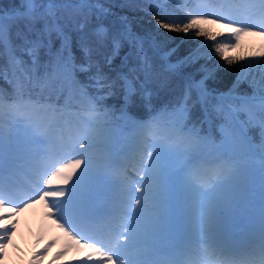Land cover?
<instances>
[{
	"label": "snow or ice",
	"instance_id": "1",
	"mask_svg": "<svg viewBox=\"0 0 264 264\" xmlns=\"http://www.w3.org/2000/svg\"><path fill=\"white\" fill-rule=\"evenodd\" d=\"M116 6L117 0H19V3L7 13L0 8V55L7 51L12 62L29 68L30 71L24 73L29 82L34 75L42 81H60L86 98L89 101V112L94 114L88 122V127L94 132L98 123L95 114L101 112L99 105L102 101L117 95L119 89L122 99L119 108L120 119L125 120L128 126L141 136L148 133L151 138L150 143L143 141L135 149L141 156L145 152L147 154L143 165L145 175L142 180L137 181L136 191L140 192L141 196L133 197L139 207H129L127 212L122 214L124 219L121 220L120 226L125 232H130L133 241L140 237L147 241L163 228L169 211L167 189L170 184L179 180L178 175H173L167 170V161L173 156L180 155L185 166L196 169L200 166V158L207 149H214L218 159L222 156L230 158L233 153L254 142L250 131L258 129L261 138V175L264 179V60L249 63L247 71L242 67L233 84V89H239L241 83L248 82L253 90L252 95L244 93L235 99L239 100L241 105L258 103L260 108L259 117L245 112L246 119L240 121L238 115L240 107L221 102L228 93H217L209 87L208 82L214 80L216 73L224 66L208 63L213 57L200 52V48L206 45H199L187 56L176 61L171 57L177 52L178 46L168 48L166 51L161 50L162 40L174 39L165 36V33H183L184 38L188 39L189 31L195 30L194 37L203 36L215 40V35H212L204 25L216 24L218 20H223L220 27L232 33L237 41L236 47L239 46L238 41L242 34L264 36V0H222L219 8L211 13H189L186 22L155 15L152 32L144 34L133 29L127 16L119 17L118 24L105 23L108 17L116 15L113 11ZM58 7H75L82 16V19L76 22V31L79 33L76 47L79 57L73 51L70 34L65 31L56 14ZM205 15H211L213 18L206 20ZM41 22L43 27L36 29L35 26ZM21 24L36 35L35 39L25 41L27 47L24 54L28 60L15 55V48L18 45L13 42L12 29ZM253 27L258 28V31L250 32L249 29ZM21 35L22 33L18 31L17 38ZM53 35L60 41V47L55 50ZM232 47L230 43L215 45V53L224 59L226 65L236 62L235 58L227 55ZM125 48L127 52H124ZM41 49H45V54L51 58L43 65L42 75L39 60ZM154 55H158L161 67L168 76L182 77L185 83L182 93L174 101L159 110L150 108L151 119L144 121L129 109L137 102V98L151 105L153 91L149 83L154 68ZM260 55L264 56V53ZM117 58L121 59L124 66L130 60L135 61L129 73L118 72L112 76L103 70L105 66L112 69ZM200 60H204L205 63L200 65L198 69L200 78L196 79L191 73L185 72V69ZM253 69H259V77L253 74ZM81 76L85 79L81 80ZM91 88L96 89L95 95L89 92ZM231 92L232 89H229V93ZM213 100L217 101L218 114H223L226 121L220 125L218 141L213 135L195 130V126L189 127L193 108L200 105L206 111ZM8 103L10 114L16 124L22 127L23 135L33 146L35 154L42 160H47L51 156V145L64 136L63 125L60 123L63 117L59 115L63 111V105L59 103V99L55 103L43 102L39 99L34 100L21 91L16 99ZM111 110L116 111L114 105ZM108 111L105 105L103 112L107 114ZM237 123L240 127H237ZM58 129H61L59 136ZM87 135L88 133H85L86 137ZM80 147L85 148V143L80 142ZM57 163L59 166L53 165L54 171L47 177L45 184L51 186L53 181H58L60 185H68L74 176L75 181L72 187L66 190L44 191L39 195V200L46 202L49 197L67 196L66 200H59L55 205L46 203V206L54 207L60 213V219L77 235L81 233L79 226L98 228L103 224V231L94 238L82 237L87 241L83 246L91 249V254L85 258V264L92 261L93 255L99 258L97 264H145L141 257L146 254L147 249L138 250L131 242L128 245L121 244V236L129 239L125 233H118L115 236V243H111L106 239V233L110 234L111 215L101 220L88 207L89 194L98 186L109 182L123 186V179L113 176L110 180L102 162L97 161L94 167L93 160L84 155H81V158L69 155ZM82 165V171L77 174ZM229 168L233 174L239 175L240 169L236 165L230 164ZM3 171V138L0 136V175ZM10 195V192L0 190V209L8 208V214L0 215V221L11 220L12 216L23 211V207L8 206L9 202L5 196ZM32 203H35L34 199ZM30 206V203L24 205ZM15 228L16 223L12 221L10 225L0 230V250L7 246ZM76 242L80 243L81 240L78 239ZM205 252L209 259L215 260V264H264V231L261 233L259 243L243 252L224 244L205 249ZM185 264L192 262L186 261Z\"/></svg>",
	"mask_w": 264,
	"mask_h": 264
},
{
	"label": "trees",
	"instance_id": "2",
	"mask_svg": "<svg viewBox=\"0 0 264 264\" xmlns=\"http://www.w3.org/2000/svg\"><path fill=\"white\" fill-rule=\"evenodd\" d=\"M222 1H220L221 3ZM19 3V0H0V8L5 13L13 9L15 5ZM191 6H197L196 0H117V6L113 8L116 13L115 16H110L105 23L118 24L119 17L127 16L133 29L141 34L151 33L154 28V16L161 15L170 20H181L186 22L189 13L194 14ZM56 14L60 18L62 25L65 27V31L68 32L72 38L73 51L76 52L79 57V52L76 47V42L79 38V33L76 31V22L82 19L80 12L75 7H58ZM36 29L43 27L42 22L38 23ZM205 27V26H204ZM22 33L20 38H17V32ZM194 31L190 30L188 33V39L184 38L183 33H169L164 34L167 37H174L173 40H162L161 50L166 51L168 48L178 46L177 52L171 57L173 61L181 59L187 56L190 52L197 49L201 44L206 47L200 48V52L207 55L210 54L213 59L209 61V64H219L224 67L216 73V78L208 82L209 87L214 89L217 93H228L227 96L221 101L225 105H238L240 107L239 120L243 121L246 119L245 112L255 114L256 117L260 115V108L258 103H251L248 105H241L240 101L235 99L237 96H241L244 93L252 95V88L249 87L248 82L241 83L239 89H233V84L236 81L237 75L240 74L241 68H245L247 71V65L249 63H255L264 60L261 55H248L243 56L240 54H231L227 52L229 57L235 58V63L232 65H226L223 58L215 53L214 48L216 44H232L233 38L228 31L212 32L215 35V40H210L207 37H194ZM13 42L18 47L15 48V55L23 57L24 60H28V57L24 54L27 44L26 40H32L36 38L34 32H30L24 25H18L12 29ZM53 50L60 47V41L53 35ZM264 50V49H263ZM46 50L41 49L40 52V74H43V65L50 61V56L45 54ZM127 52V48L124 49ZM123 55V53H122ZM246 55V54H245ZM205 63L204 60H200L196 64H192L190 67L185 69V72L191 73L196 79L200 78L198 69L200 65ZM135 64L134 60H130L129 63L124 66L121 64V59L117 58L114 61L112 69L104 67V71L110 75L115 76L118 72L129 73V70ZM153 73L149 87L152 89L153 94L151 96V105H147L141 102L137 98V102L132 105L129 109L130 112L134 113L145 120L151 119V113L149 109L159 110L165 105L170 104L174 99L179 96L184 87V79L182 77H170L163 71L161 67L158 55L153 56ZM49 70H51L49 68ZM30 71L26 66L15 64L11 60L9 52L5 51L3 55H0V99L1 100H13L16 99L21 91L26 95L31 96L32 99H39L43 102L55 103L59 99V103L63 105V111L59 114L63 118L61 121L69 119V122L76 124L81 123V118L84 116L94 115L89 112V101L86 98L81 97L75 92L70 86L62 84L60 81H42L38 80L34 75L31 82L28 81L25 76V72ZM95 71V69H93ZM253 74L259 77V69H253ZM85 77L81 76V80ZM251 80V77H249ZM229 89L232 92L229 93ZM89 92L92 95L96 94V89L91 88ZM117 95L110 97L106 101H102L99 107L101 112L95 114L102 121H112L118 119L120 115L119 108L122 103L119 89H117ZM98 98V97H97ZM107 106L109 111L107 114L103 112L104 106ZM115 106L116 111H112V106ZM217 101L213 100L208 106L207 110L203 109L200 105L193 108L191 118L189 121V127L195 126V130H200L203 134H209L216 137L217 141L220 136V125L225 124V118L223 114H218L216 110ZM80 119V120H79ZM76 126V125H75ZM237 127H240L237 123ZM258 129H252L250 135L253 138L254 150L257 155H261L260 143L261 138L258 135ZM210 150H214L209 148ZM245 149L233 153L230 157V164L236 165L239 169L242 167V159L249 154H245ZM251 156V155H250ZM227 170L231 171L229 165ZM211 167L210 169H212ZM217 201H222L218 199Z\"/></svg>",
	"mask_w": 264,
	"mask_h": 264
},
{
	"label": "rangeland",
	"instance_id": "3",
	"mask_svg": "<svg viewBox=\"0 0 264 264\" xmlns=\"http://www.w3.org/2000/svg\"><path fill=\"white\" fill-rule=\"evenodd\" d=\"M200 9L196 11V13H211L213 10L209 8L208 4H204L203 2H199ZM213 17L211 15H205L204 19L210 20ZM223 23V20H218L216 24H205V28L209 29L210 32H221L224 33V31H227V29L220 27V24ZM233 26H239V25H233ZM250 32L258 31V28H250ZM230 33V32H229ZM168 34L169 33H165ZM232 36V33H230ZM170 36V35H169ZM237 41L234 40L233 47L228 51L231 54H240L243 56L248 55H260V53H264V36H258V35H250V34H242L238 44L239 46L236 47ZM246 54V55H245ZM264 57V56H263ZM10 114V108L9 106H4V104H1L0 102V136L3 138V162L10 158V156L7 154L6 149L8 148V151L15 150V147H24L26 150V153L29 152L30 148L29 146L25 145L20 142L19 139L14 137V134L11 133L12 127L16 124V121L13 120V117ZM13 132V131H12ZM116 132L107 124L103 125H97L95 132L93 129L90 128L88 131L89 137L92 138L91 146H96V148L92 149H79L77 148L75 151L79 152L80 155H78L77 158H81V155L88 156L93 160V166L95 167L96 162H102L104 166L107 164L108 161V153H104L102 146L104 145L107 150H110L112 145L111 143H108V139H110L112 136L115 135ZM88 136V135H87ZM147 141L148 143L151 142L150 135L147 133H143L142 141ZM21 143V144H20ZM141 145V144H140ZM245 154L248 153L249 155L245 157V159H242L241 168L239 175L233 174V176L230 178L231 175H227L225 173L224 169V161H221L219 163L220 168L214 170V171H208L204 174L205 177H207L204 181L203 187L198 186L195 187L194 185L186 182V180L183 178V172L180 171L181 167L184 165V159L180 155H175L171 159L167 161V170L173 174L178 175L179 180L173 184H170L167 189V199L168 204H174L173 209L175 211H178V205H177V198H182V202L185 201L186 204L184 205L186 215H184V220L188 222H192V230H194V234L199 239L194 243L195 246H200V248H204V245L211 246L212 243L215 240V230L218 229V218L219 215H225L228 216V212H230V209L233 208L229 205L227 206L224 202H233L236 205H240L239 210L240 213L245 211L247 203L252 199V197H247L248 193L251 189H253L257 184V175H261V156L257 155V152L254 150L253 145L249 144L245 148ZM34 150V149H33ZM241 151V150H240ZM83 153V154H82ZM102 153V154H100ZM28 156H24L27 160L26 162L28 164L25 165L26 169H33L38 172H40L43 169V166L46 164V160H39L36 159L34 156H32L31 152L30 154H27ZM251 155V156H250ZM37 156V155H36ZM211 157H217V153L214 155H210ZM39 157V156H37ZM147 154L144 153L143 156H141L140 153H138L137 157L134 159L130 167L127 169L128 173H135V177L139 180L144 177L145 175V169H144V160H146ZM137 165V166H136ZM18 169V168H16ZM41 169V170H40ZM83 165L80 170L77 171V174L82 171ZM257 169V171H255ZM25 170V169H23ZM137 170V172H134ZM207 170V169H206ZM19 171V170H18ZM52 171L54 169H50V171L46 172L45 179H41L42 181H39L40 184H44L46 188L41 192L44 191H53L54 188L50 187L48 189V186L45 184V180L48 176L51 175ZM16 172L10 173V175L15 174ZM41 173V172H40ZM43 174V173H42ZM117 176L121 177L122 179H125L121 173H119ZM127 176V175H126ZM130 183L129 179H127ZM75 181V176L73 177V181ZM54 183H58V181H53ZM129 183L125 184L120 187V185H117L120 191L128 189L127 186H129ZM207 187H210L206 189ZM105 192V185L98 186L94 191H92L91 195H99L103 194ZM89 194V195H90ZM256 196V195H255ZM253 196V197H255ZM223 200L224 202H219L216 200V198ZM36 203L39 204L38 206H34L33 213H37V211L41 210L42 206H45V208L48 210H54V207H47L46 202H42L37 197ZM54 205V203H52ZM181 205V204H180ZM224 205V206H223ZM227 206V208H225ZM179 208V209H180ZM227 210V211H226ZM233 212V211H231ZM178 214V213H177ZM179 215H176V217ZM229 217V216H228ZM226 217V218H228ZM230 220H234L235 218L229 217ZM50 220L59 222L57 216H54V218H50ZM175 224H173L174 226ZM171 226V227H173ZM176 227V226H174ZM176 228H172L171 232L175 231ZM49 232L44 229L40 231V235L42 237L41 243L45 246H48L49 251L58 250V255L61 254L62 251L66 249V252L72 251L74 254H78V256L83 255V253H87V250L90 248H77V245H71L69 241H72L76 237H69L65 238V233L63 232L60 237L51 238L53 234L60 232V227L52 226L49 227ZM63 235V236H62ZM30 238V235L23 236L24 241H28ZM81 243V242H80ZM84 243V242H83ZM203 244V245H202ZM22 245V244H21ZM63 249V250H61ZM78 250V251H77ZM20 253V248L13 247V255ZM91 254V249L90 253ZM174 263H176V260H173Z\"/></svg>",
	"mask_w": 264,
	"mask_h": 264
},
{
	"label": "bare ground",
	"instance_id": "4",
	"mask_svg": "<svg viewBox=\"0 0 264 264\" xmlns=\"http://www.w3.org/2000/svg\"><path fill=\"white\" fill-rule=\"evenodd\" d=\"M133 161L134 160L131 159L127 165H131ZM38 176L34 177L32 172L28 173L26 175V183H21L16 179L15 187H6L7 192L11 193L10 196H5V199L9 202L8 206L23 207V211L12 216L11 220L0 221V230L6 225H10L12 221H15L16 223V228L7 242V246L3 250H0V264H85V258L90 255V252L78 256V254H74L72 251L66 252L65 249L60 255H58V250L49 251L48 246L41 243L42 237L40 231L44 229L45 232L48 231V233H51L53 231H49V227L55 225L53 221L48 220L43 215L53 216L56 215V212L46 210L45 206H42L40 211L33 213V207L39 205L36 203L37 197L39 198V195L42 194L41 192L46 188L44 184H39L38 182L39 178L40 181H42L41 177L45 179L46 175L41 173ZM128 179L134 182L132 185L133 191L131 197V199H134L133 197L139 196V193L135 191L137 181L139 180L135 178V181L130 175H128ZM33 199L35 200V203H32ZM25 203H30L31 206L24 207ZM131 204H134V201H131ZM6 214H8L7 207L0 209V215ZM120 223L117 226L118 233H128L120 226ZM117 234L112 236L113 243H115V236ZM26 235H30L28 241L23 240V236L25 237ZM70 236L72 237V234L70 235L69 232L64 235V237L68 239ZM82 237L83 236L81 235V238ZM76 241L77 240L73 239L72 241H69V243L71 245H77V248H85L83 242L77 243ZM130 242V239H124L123 236H121V244L126 245ZM13 247L20 248V253L14 256ZM141 259L145 261V264H151V260L146 257L142 256ZM98 260L99 258L93 255L92 261L88 262V264H97ZM207 264H215V260L209 259Z\"/></svg>",
	"mask_w": 264,
	"mask_h": 264
}]
</instances>
